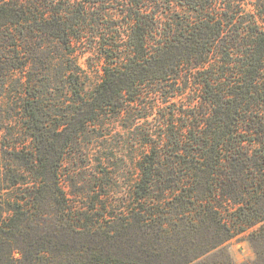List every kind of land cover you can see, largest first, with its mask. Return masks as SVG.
I'll list each match as a JSON object with an SVG mask.
<instances>
[{
    "label": "trees",
    "instance_id": "1",
    "mask_svg": "<svg viewBox=\"0 0 264 264\" xmlns=\"http://www.w3.org/2000/svg\"><path fill=\"white\" fill-rule=\"evenodd\" d=\"M0 89V264H264V0H0ZM134 148L88 215L68 152Z\"/></svg>",
    "mask_w": 264,
    "mask_h": 264
},
{
    "label": "rangeland",
    "instance_id": "2",
    "mask_svg": "<svg viewBox=\"0 0 264 264\" xmlns=\"http://www.w3.org/2000/svg\"><path fill=\"white\" fill-rule=\"evenodd\" d=\"M99 77V72L93 74V84L99 80ZM16 87L17 85L13 83L8 87V91ZM58 88L61 89V86H58ZM4 134L0 132L1 167H3V163H10L9 158L14 156L11 149H3L6 143L2 137ZM114 135L116 137L117 133H114ZM107 152L111 158L110 163H108L109 160H105L102 157V153H96L94 156L86 157L82 153L75 155L69 151L64 159V174L62 176L64 179V187L71 195H78L82 209L89 210L88 215L90 216L92 214L100 216L104 212L103 207H97L93 209V212L88 208L95 197H107L105 195L106 193L112 195L111 197H122L126 195L125 192L128 189V185H135L141 176V170L138 166L141 157L140 150L138 151L137 148H134L132 151L128 150L126 156H121L117 159L114 158L117 156L114 150H108ZM105 154L106 152H103V155ZM107 179L110 181L109 185L107 187L100 186ZM230 250L233 257L240 262L255 257L254 249L245 233L230 242Z\"/></svg>",
    "mask_w": 264,
    "mask_h": 264
}]
</instances>
